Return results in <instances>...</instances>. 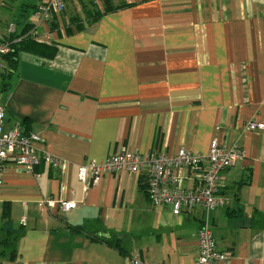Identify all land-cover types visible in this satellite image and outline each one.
<instances>
[{
  "label": "crops",
  "instance_id": "crops-1",
  "mask_svg": "<svg viewBox=\"0 0 264 264\" xmlns=\"http://www.w3.org/2000/svg\"><path fill=\"white\" fill-rule=\"evenodd\" d=\"M46 1L0 0V39L32 26ZM65 3L33 38L53 57L20 52L11 88L0 92L4 131L40 135L39 148L66 165L41 163L34 173L6 165L0 264H132L134 254L197 264L205 220L224 255L218 264H264V129L247 130L264 125V0ZM12 8L26 20L18 29ZM214 139L246 157L221 174L227 207L209 213L154 205L145 173L103 174L94 185L89 172L87 191L79 179L82 166L121 150L206 155ZM62 201L77 207L65 212Z\"/></svg>",
  "mask_w": 264,
  "mask_h": 264
},
{
  "label": "built area",
  "instance_id": "built-area-1",
  "mask_svg": "<svg viewBox=\"0 0 264 264\" xmlns=\"http://www.w3.org/2000/svg\"><path fill=\"white\" fill-rule=\"evenodd\" d=\"M66 9L65 0H47L37 8L33 15L32 31L14 42H20L27 37L35 38L37 28L51 19L55 14L63 13ZM15 33L12 26L8 34ZM10 42L0 41V70H4L5 58L11 53ZM5 109L0 105V183L1 174L6 165L13 163L22 170L34 173L41 163L52 168L65 169L66 165L60 159L41 150L44 140L40 135L27 132L16 127L8 132L3 129ZM264 125L250 122L248 131L263 130ZM246 153L237 143L222 146L217 139L211 142L206 155L194 154L182 149L175 157L165 154L151 153L148 155L121 150L100 163H89L79 169V179L87 191V177L90 172L93 184L99 182L103 174L116 173H145L147 195L156 206L171 209L175 216L190 214L198 209L209 213L219 208H225L228 200L222 194L224 183L221 174L245 159ZM192 181L195 187L187 188L185 183ZM52 204V203H50ZM61 208L65 212L74 210L77 203L62 201ZM198 259L197 264H218L224 258L220 253L216 238L210 223L205 220L197 233ZM132 264H147L138 254L131 258Z\"/></svg>",
  "mask_w": 264,
  "mask_h": 264
},
{
  "label": "trees",
  "instance_id": "trees-1",
  "mask_svg": "<svg viewBox=\"0 0 264 264\" xmlns=\"http://www.w3.org/2000/svg\"><path fill=\"white\" fill-rule=\"evenodd\" d=\"M36 8V7H34ZM115 10L114 8H107L105 9V13L111 12ZM103 13L98 12L92 20H97ZM30 26V27H29ZM32 26L27 25L23 28L22 32L19 34L17 32L8 34V36L1 38L0 41L10 42L12 51L11 53L5 58L6 68L4 71L0 72V81L2 83L0 92H8L11 88L12 78L17 72V66L19 62V54L22 51H30L36 53L38 55H44L48 57H53L54 51L50 50L46 45L40 44L36 42L33 38L27 37L20 42L15 43L16 39L23 37L31 32ZM29 132L28 129H26ZM145 183V184H144ZM142 182V188L147 193V185L146 181ZM8 208L5 207L4 216L5 218L8 216Z\"/></svg>",
  "mask_w": 264,
  "mask_h": 264
},
{
  "label": "rangeland",
  "instance_id": "rangeland-1",
  "mask_svg": "<svg viewBox=\"0 0 264 264\" xmlns=\"http://www.w3.org/2000/svg\"><path fill=\"white\" fill-rule=\"evenodd\" d=\"M11 2V4L9 6H13V2L16 3L15 5H18V4H21V3H26L27 0H9ZM18 3V4H17ZM8 6V7H9ZM11 8V7H10ZM11 17H10V20L9 22L11 24H14L17 29L20 28V24L23 23V22H26L25 18L24 17H20V16H17V14L15 13V11H13V8H12V12H11ZM18 20V21H17ZM2 94L0 93V96Z\"/></svg>",
  "mask_w": 264,
  "mask_h": 264
}]
</instances>
